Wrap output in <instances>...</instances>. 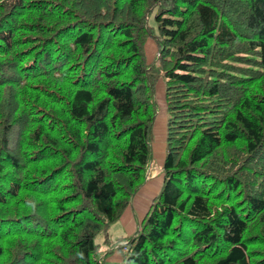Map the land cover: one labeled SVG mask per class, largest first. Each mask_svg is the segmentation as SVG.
<instances>
[{
    "label": "trees",
    "instance_id": "trees-1",
    "mask_svg": "<svg viewBox=\"0 0 264 264\" xmlns=\"http://www.w3.org/2000/svg\"><path fill=\"white\" fill-rule=\"evenodd\" d=\"M159 76L161 182L107 243L151 178ZM114 248L122 264H264V0H0V264Z\"/></svg>",
    "mask_w": 264,
    "mask_h": 264
},
{
    "label": "rangeland",
    "instance_id": "rangeland-1",
    "mask_svg": "<svg viewBox=\"0 0 264 264\" xmlns=\"http://www.w3.org/2000/svg\"><path fill=\"white\" fill-rule=\"evenodd\" d=\"M144 50H145L144 53H145L146 61L150 62L151 60H153V56L155 54V44L151 39H146L144 44ZM154 99L157 104V110L151 128L152 140L150 144H151L153 167H154L153 170H151L152 173L151 178H154L153 174H155V172L159 170L158 169L159 167L155 165H157L156 163H159L161 161L162 145L164 144L163 142H164L165 109H164V98H163V78L161 76H159L154 83ZM160 174L161 173L156 175V178L160 177ZM120 236L125 237L126 232L123 226L121 225L120 221L114 220L109 224L107 228V238H106L107 243H111L118 240ZM101 240H103L102 233L98 232L94 238V241L101 242ZM118 242L120 243L121 241ZM103 243L105 244L106 242L103 241ZM115 250L116 249L114 248L111 253H113V251ZM102 264H122V262L120 260L112 259L108 256L102 260Z\"/></svg>",
    "mask_w": 264,
    "mask_h": 264
},
{
    "label": "crops",
    "instance_id": "crops-1",
    "mask_svg": "<svg viewBox=\"0 0 264 264\" xmlns=\"http://www.w3.org/2000/svg\"><path fill=\"white\" fill-rule=\"evenodd\" d=\"M153 177L156 178V175ZM154 178L147 179L138 188L131 199V203L127 205V207L118 217L117 220L120 221L126 234H129L135 229L137 222L147 209L150 199L157 192L161 182V176L157 177L156 179ZM108 256L115 260H121V254L118 250L113 251V253L109 254Z\"/></svg>",
    "mask_w": 264,
    "mask_h": 264
}]
</instances>
